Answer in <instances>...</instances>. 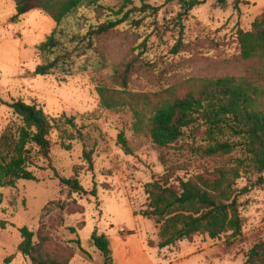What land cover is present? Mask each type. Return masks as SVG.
<instances>
[{
    "label": "rangeland",
    "instance_id": "374dc122",
    "mask_svg": "<svg viewBox=\"0 0 264 264\" xmlns=\"http://www.w3.org/2000/svg\"><path fill=\"white\" fill-rule=\"evenodd\" d=\"M99 1L115 8L124 2ZM144 1L161 6L156 17H146L137 29L125 24L95 37V48L76 61L71 76L58 71L40 77L33 75L42 62L37 47L53 31L54 22L39 9L14 20V1L0 0V135L7 127L20 125L9 108L14 101L38 105L54 119L49 157L37 159L30 168L37 181H19L14 188L0 189V264L7 258H11L9 264H30L17 251L23 227L45 233L51 255L72 247L76 255L71 264H102L91 241L94 231L109 240L113 264H243L250 248L264 241L263 174L262 183L252 179L251 184L257 185L238 199L240 235L217 239L196 235L157 249L153 221L139 215L146 206L144 185L168 169L174 171L173 179L189 178L214 163L231 162L240 153L209 158L194 151L190 139L159 149L144 132L133 129L128 107L106 110L96 91L102 87L155 100V94L190 78L249 75L255 65L242 61L236 32L250 28L262 13L264 0H240L238 10L236 0H227L225 6L207 0L194 8L183 18V41L177 54L171 50L179 37L175 27L179 6L164 4L165 0ZM133 6L139 8L141 1L133 0ZM77 16L91 24L103 20L100 10L85 7ZM70 119L73 125L66 121ZM84 152L91 154L92 168ZM60 178L76 179L81 191H70ZM247 184L243 178L236 186Z\"/></svg>",
    "mask_w": 264,
    "mask_h": 264
},
{
    "label": "trees",
    "instance_id": "16d2710c",
    "mask_svg": "<svg viewBox=\"0 0 264 264\" xmlns=\"http://www.w3.org/2000/svg\"><path fill=\"white\" fill-rule=\"evenodd\" d=\"M14 20L39 9L55 24L53 31L40 43L37 51L42 59L34 76H50L56 72L71 76L76 61L95 48L94 38L129 24L139 28L146 17H156L161 6L141 1L139 8L133 0H124L119 8L106 6L99 0H13ZM207 0H165L175 2L180 9L176 26L179 37L172 54L182 46L183 18ZM240 0H236L238 10ZM225 6L227 0H215ZM245 4V3H244ZM100 10L103 20L91 24L84 16H77L82 8ZM141 15V17H139ZM71 24L70 28L66 25ZM155 26V20L151 22ZM236 38L242 61L254 64L251 73L242 78H190L182 84L155 94L151 100L146 94L124 93L97 87L100 106L109 111L128 107L134 119L136 133H145L159 149L169 148L183 139H190L193 150L209 158L229 156L234 151L239 157L225 164L211 167L189 178H175L168 171L143 187L146 206L139 215L153 221L157 229L156 248L163 250L196 235L217 239L240 235L242 221L238 199L262 183L264 174V9L253 20L248 30L238 29ZM142 47L145 49L146 44ZM20 125L9 126L0 135V189L14 188L19 181H37L30 171L37 159H48L49 135L54 119L35 104L20 100L9 105ZM73 125L72 119L66 120ZM125 152L129 149L119 137ZM202 144L196 145L197 142ZM69 150V147H65ZM83 158L92 168L91 154ZM57 178H59L57 176ZM248 184L236 186L240 179ZM255 178V183L251 184ZM60 183L77 193L81 186L76 179L60 178ZM62 209L64 207L62 206ZM4 229V228H3ZM72 233L74 230L71 229ZM21 241L18 253L30 264H71L75 257L72 247L63 253L51 255L50 238L42 231L19 229ZM93 247L102 256V264H113L110 242L105 235L94 231ZM79 245V241H75ZM82 252V251H81ZM7 258L4 264H9ZM243 264H264V241L254 244L245 255Z\"/></svg>",
    "mask_w": 264,
    "mask_h": 264
},
{
    "label": "crops",
    "instance_id": "0c3cea01",
    "mask_svg": "<svg viewBox=\"0 0 264 264\" xmlns=\"http://www.w3.org/2000/svg\"><path fill=\"white\" fill-rule=\"evenodd\" d=\"M122 235H123V234H122ZM121 238H122V239H125V237H123V236H122ZM148 248H149V247H148ZM166 249H167V248H166ZM182 261H185V260L183 259ZM112 262H113V261H112Z\"/></svg>",
    "mask_w": 264,
    "mask_h": 264
}]
</instances>
